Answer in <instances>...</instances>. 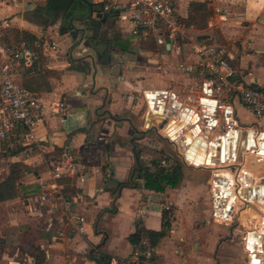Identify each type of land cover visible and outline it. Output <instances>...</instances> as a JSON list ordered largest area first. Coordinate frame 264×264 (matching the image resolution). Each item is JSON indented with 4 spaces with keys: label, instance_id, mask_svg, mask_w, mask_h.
I'll return each instance as SVG.
<instances>
[{
    "label": "crops",
    "instance_id": "0c3cea01",
    "mask_svg": "<svg viewBox=\"0 0 264 264\" xmlns=\"http://www.w3.org/2000/svg\"><path fill=\"white\" fill-rule=\"evenodd\" d=\"M192 1L205 2L212 11L204 30L193 28L195 37L206 35L198 39L225 47L237 78L264 89V0H175L181 19L187 17ZM96 3V0H19L14 4L5 2L0 7V16L10 20V27L1 38L3 43L10 29L26 30L43 41L38 53L42 70L27 72L31 64L24 65L20 60L15 81L45 100L64 99L68 108L65 116L47 118L40 127L39 135L46 141L44 151L32 146L18 147L10 150L16 152L13 155L8 151L0 153V160L17 156L24 161L17 158L12 161L34 160L26 184L38 185L37 192L41 183L49 182L47 163L58 155L62 146L72 147L97 170L84 183L69 178L58 182L65 200L70 201V210L85 218L84 234L75 231L56 194L34 213L26 205L29 196L22 199L23 209L16 204L21 198L0 202V264H35L36 248L43 257L40 264H96L94 257L98 252L111 256V264H124L137 250L127 240L136 222L158 231L164 211L163 220L169 222L167 234L154 247L144 240L155 264H264V204L241 194L240 199L233 191L240 168L251 169L244 165L246 153H253L243 151L240 166L234 172L228 166L235 160L221 161L235 131L241 135L242 144L244 134L248 136L250 130L260 132L255 115L235 94L224 101L231 111L219 114L213 101L201 106L190 100L186 88L188 77L175 68L166 75L158 74L154 61L144 54L148 49L140 40L120 32L114 19L115 26L101 33L99 41L85 52L96 60L92 80V70L86 75L67 59L72 40L60 28L65 27L64 20L74 21L78 13L86 12L88 5L101 11ZM4 8L8 10L3 12ZM167 58L175 61L177 57L169 54ZM145 63H151V67ZM154 76L169 79L148 87L137 85L142 79ZM157 93L165 94L166 99L164 103V99H158L156 106L164 107L165 111L173 108L172 113H152L153 96ZM204 114H217L220 123L226 115L232 123L230 130L218 137V129L206 126ZM164 118L167 123L158 127ZM185 122L188 126L183 129L181 124ZM168 123L178 131L175 138L165 131ZM135 129L146 132L139 135ZM134 136H138L133 142L142 170L135 172L130 181L135 165L130 139ZM255 142L254 145L258 144V138ZM138 143L151 147V153L145 155ZM199 144L205 149V158L211 156L218 162L201 166L189 162L185 153L194 151L191 148ZM169 151L175 153L182 165L179 186H165L162 191L145 189L143 170L152 169L151 161L161 152L170 155ZM113 180L118 183L115 185ZM238 185L239 190L246 187L243 182Z\"/></svg>",
    "mask_w": 264,
    "mask_h": 264
},
{
    "label": "built area",
    "instance_id": "2783aa9c",
    "mask_svg": "<svg viewBox=\"0 0 264 264\" xmlns=\"http://www.w3.org/2000/svg\"><path fill=\"white\" fill-rule=\"evenodd\" d=\"M18 1L0 0V7L5 2L14 4ZM96 1L101 10L107 12L119 24L120 32L138 41L153 42L155 50L145 51L144 54L154 61L153 67L158 74L166 75L171 68H175L188 77L186 88L190 100L201 106L206 101H213L219 114L226 110L231 111V106L224 101L235 94L255 115L260 128H263L259 133L264 135V89L254 87L236 77L237 70L229 61L225 47L196 38L193 28L179 17L175 0ZM215 10L220 12L219 8ZM9 27L8 17L0 16V153L31 146L44 151L46 141L39 135L40 127L47 118L65 116L68 108L64 99L45 100L15 81L20 60L24 65H30L36 57L34 48L37 44L22 41L16 47L7 49L1 38ZM51 48L56 49L54 43ZM169 54L177 57L176 60L167 58ZM187 55L191 57L188 59ZM217 114H204V119L206 126L218 129L220 137L230 130L232 123L226 115L220 123ZM258 147L259 142L246 152H253ZM161 163L164 164V161ZM47 166L49 182L41 183L39 192L26 199L28 210L32 213L38 212L48 203L51 196L56 194L63 202L75 231L84 234L85 218L70 210V201L65 200L58 182L69 178L77 183H84L88 176L97 170L68 145L62 146L58 155L52 158ZM241 183L239 173L233 186L236 196L240 195L238 184ZM141 245L144 248L136 250L126 263L140 260L141 264H155L144 240Z\"/></svg>",
    "mask_w": 264,
    "mask_h": 264
},
{
    "label": "trees",
    "instance_id": "16d2710c",
    "mask_svg": "<svg viewBox=\"0 0 264 264\" xmlns=\"http://www.w3.org/2000/svg\"><path fill=\"white\" fill-rule=\"evenodd\" d=\"M212 15V11L207 7L205 2L192 1L189 3L188 15L182 19L188 26L197 30H204L207 27V21ZM66 27L60 28L61 33L66 32ZM4 45L7 49L16 47L20 42L27 41L36 43L35 51L36 57L31 63L27 72H38L42 70L41 59L38 56L39 50L43 41L35 37L33 34L26 30L10 29L6 32L3 39ZM144 47L148 50H155V45L151 40L142 42ZM58 75V72H53ZM11 155L15 151H8ZM160 159H164V165L160 163ZM152 169L143 170L142 172V185L145 189L162 191L165 186L178 187L182 179V165L171 155L161 152L160 156L151 161ZM28 166L21 161H12L8 166V173L4 178L0 179V202L21 198L25 199L31 194L38 191V185L26 184L24 177L25 172L28 171ZM166 211L162 214V225L158 231L146 229L140 222H136L135 230L129 234L127 240L130 244L137 248V251L142 250L144 247L141 245L143 240L147 241L150 247L156 246L161 238H163L169 229V222L165 221ZM41 232V230H39ZM38 255L35 256V264H40L43 261L40 251L36 248ZM96 264H111L112 257L106 253L98 252L94 257ZM124 264H141L140 260L135 263Z\"/></svg>",
    "mask_w": 264,
    "mask_h": 264
},
{
    "label": "water",
    "instance_id": "95a60500",
    "mask_svg": "<svg viewBox=\"0 0 264 264\" xmlns=\"http://www.w3.org/2000/svg\"><path fill=\"white\" fill-rule=\"evenodd\" d=\"M78 13V12H77ZM113 20L112 18L108 15L107 12L104 11H97L96 9H94V7L92 5H88V10L86 12L83 13H78V15H76L74 17V23L72 21V19H70V27L71 30L68 32V35L70 36V38L74 41L76 39V37L78 36L77 41L71 45L69 53L67 55V59L70 62L75 63L76 65H74L75 67H77L78 69H81L84 71V73L86 75H89L91 70L93 71V74H91V79L94 80V75L96 72V60L94 58V56L90 53H85L87 50L92 49L93 47V43L94 42H98L99 41V37L101 33H105L112 24ZM206 35H199L198 38L199 39H203L205 38ZM166 47H168V45H166ZM76 54V55H74ZM238 76V75H237ZM236 76V77H237ZM152 96L154 94H151ZM154 103L151 105V111L154 114L155 111L160 110L162 111V115H164L166 112L167 114H170L174 111V109H168V111H165L164 107H157L156 104L158 101V99H166V95L163 93H157L154 96ZM104 101L105 98L102 100V105H104ZM97 111V109H95V112ZM105 113H107L109 116H112L111 113L108 110H105ZM163 118V117H162ZM167 123V120L164 118L160 121V123H158V127L162 128L163 125H165ZM169 125V123H168ZM205 131H208V129H204ZM136 133H138L139 135H144V133L146 132V130H136ZM235 133V132H234ZM250 133V131H249ZM248 133V135H249ZM262 136V137H261ZM134 138H138V136H134L130 139V143L132 144V152L134 155V161H135V165L131 170L130 176H129V180L133 181V176L135 174V172H141L142 170V165L139 162L138 159V154L135 150L136 148V144L133 142ZM263 138L264 136L262 134L259 135V149L257 151L258 154L263 153L264 154V149H262V142H263ZM219 142V140L215 143L214 142V146H216L215 144H217ZM249 144L250 145H254L253 141H251V139L248 141V145L246 146H242V149H240L238 155H237V160H235L236 162L233 165H229L228 169L231 172H234V170L236 169V166H240V163L242 161V152L243 151H248L249 149ZM251 147V146H250ZM226 154V152H225ZM224 154V155H225ZM221 157V161H224V159H228L225 158V156ZM214 162H218L216 160H213ZM256 161H259L258 159H256V157L252 160L249 161V164L247 165L248 168L250 167H254L256 166ZM258 163V162H257ZM246 167V168H247ZM240 180L244 179V176L248 178L249 175L245 173V171L243 169L240 168ZM115 185L118 183L117 180H113L112 181ZM260 184L264 183V176L260 177L259 179ZM234 185V183H233ZM123 185L120 186V188ZM132 186H135V184L133 183ZM237 186V185H236ZM232 187V186H231ZM259 187L258 186H254L252 188L253 191H256ZM247 189L250 191V188H244L240 190V194L244 193L247 191ZM231 201H234V197H231ZM230 210V207L228 208Z\"/></svg>",
    "mask_w": 264,
    "mask_h": 264
},
{
    "label": "bare ground",
    "instance_id": "6f19581e",
    "mask_svg": "<svg viewBox=\"0 0 264 264\" xmlns=\"http://www.w3.org/2000/svg\"><path fill=\"white\" fill-rule=\"evenodd\" d=\"M163 103L165 102V99L162 101ZM161 102V103H162ZM188 112V111H187ZM155 114H163L162 111L160 110H157L155 111ZM189 120V119H188ZM187 120V121H188ZM232 120V118H231ZM170 124V123H169ZM171 125H168L167 128H165V131L173 138H175V136L177 135L178 131H176L175 129L173 130V128L171 129L170 127ZM187 122H185L183 125L181 124V128L185 129L187 127ZM170 127V128H169ZM236 129V128H235ZM247 129V128H246ZM237 130V129H236ZM234 131V130H233ZM232 131V132H233ZM244 142L242 144V142L240 141L239 137L241 138V135H239V132L235 131V133H233L230 138H229V143L227 144V147H226V154L224 155L225 158H228V160H237V155L240 151V149H242V146H246L248 145V141L251 139V141H253V143L255 144V140L258 138L259 139V135L260 133H258V131L256 132L255 130H250V133L249 135L247 136L246 134H244ZM264 136V135H263ZM262 137V136H261ZM202 146H205V143L203 142L202 143ZM230 146L229 150H228V147ZM252 145L249 144V149H251ZM260 147L256 148L253 150V152H251L252 150H250L249 152L253 153L258 160H263L264 162V154L263 153H260L258 154L257 151ZM262 149H264V138H263V142H262ZM180 149L184 152L185 148L180 147ZM192 150L194 151H191L189 153H185V156L186 158L188 159L189 162H191L192 164H195L197 166H201V165H204L206 162L208 163H213L214 161L211 159L212 157L210 156L208 159H207V156L206 158L204 157V154H205V149L202 148L199 145H197L196 148H191ZM192 153V154H190ZM247 154V153H246ZM215 155V154H214ZM248 156V154L246 155ZM245 156V157H246ZM215 157V156H213ZM247 158V157H246ZM214 165V164H213ZM243 170L245 171L246 175L248 174L250 178L245 177L244 176V179L241 180L243 183H245V186L246 188H250V191L247 189L246 192L242 193L241 195L244 197V198H247L248 200H256L257 201H260L261 204H264V183L263 184H260L259 182V177L258 180H257V177L254 176L253 174H251V169L249 171V169H245L243 168ZM230 181V180H229ZM233 181V180H232ZM256 181V182H255ZM257 181L259 182L257 184ZM260 188H258L256 191H253L252 188L255 186H258ZM232 195V194H231ZM233 196V195H232ZM246 200V199H245ZM256 202V201H255ZM259 203V202H258ZM262 207V206H261ZM264 218V217H263ZM260 219V218H259ZM263 221V220H262ZM253 237V236H252ZM253 246V244H252ZM251 246V247H252ZM257 247V246H256ZM253 248V247H252ZM259 249V248H258ZM257 250V248H256Z\"/></svg>",
    "mask_w": 264,
    "mask_h": 264
},
{
    "label": "rangeland",
    "instance_id": "374dc122",
    "mask_svg": "<svg viewBox=\"0 0 264 264\" xmlns=\"http://www.w3.org/2000/svg\"><path fill=\"white\" fill-rule=\"evenodd\" d=\"M3 10H4L3 12H5L8 9L7 8H4ZM63 23L65 25L67 24V22L65 20L63 21ZM61 47H63L62 44H61ZM145 64H146V66L151 67V63H145ZM168 79H169V77H167V76H164V77H160V76L156 77V76H154V77H151V78L142 79V81H141L140 84H137V83L136 84L139 85V86H141V87H148V86H151L152 83L157 84L158 82H165ZM262 129L263 128H260V130H262ZM138 145H139V149L142 150L145 155H147L148 153H151L152 148L149 147L147 144L138 143ZM247 154H248V156H246L247 158L245 157V164H244L245 167H247V165L249 164V161L250 160H252V159L255 158V156L253 154H250V153H247ZM170 155H171V157H174V158L176 157V155H175L174 152H170ZM16 158L17 159H22V161H24L23 160L24 158L23 157H20V156L13 157V158L12 157H10V158L7 157V158H5L3 160H0V179L6 176L7 169H8V166H9L10 161H12L13 159H16ZM24 163L29 167L28 168L29 171L27 172V174H25V177H24L25 182H27L28 179L31 176V171L33 169V167H31V166L35 163V161L32 160V159L31 160L28 159ZM250 168L258 176L264 174V162H263V160H261L260 162L256 163V166L255 167H250ZM16 204H17V206H19V208L23 209V207H22V199L18 200L16 202ZM174 256H177V254H174Z\"/></svg>",
    "mask_w": 264,
    "mask_h": 264
},
{
    "label": "flooded vegetation",
    "instance_id": "af4514ba",
    "mask_svg": "<svg viewBox=\"0 0 264 264\" xmlns=\"http://www.w3.org/2000/svg\"><path fill=\"white\" fill-rule=\"evenodd\" d=\"M73 23H74V21H73ZM114 27L115 26V24H114V22H112V24H111V27ZM65 27H66V31L67 32H69L70 30H71V27H70V20H68V22H67V24L65 25ZM77 39H78V36L76 37V39L73 41L72 39V45L77 41Z\"/></svg>",
    "mask_w": 264,
    "mask_h": 264
}]
</instances>
